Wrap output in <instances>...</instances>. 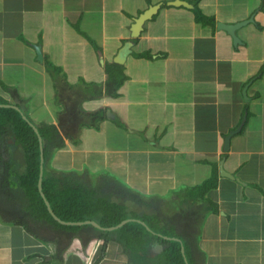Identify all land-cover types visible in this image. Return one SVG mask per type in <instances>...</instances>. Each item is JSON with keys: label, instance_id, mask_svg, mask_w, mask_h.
<instances>
[{"label": "crops", "instance_id": "1", "mask_svg": "<svg viewBox=\"0 0 264 264\" xmlns=\"http://www.w3.org/2000/svg\"><path fill=\"white\" fill-rule=\"evenodd\" d=\"M158 4L133 36L135 19ZM218 22L243 23L240 42ZM109 68L125 75L114 92ZM0 94L58 129L50 171L164 219L198 264H264V0H0ZM93 170L109 179L93 185ZM77 238L68 252L0 217V264H95L97 254L96 264H165L148 252L132 261L115 240L103 249V239Z\"/></svg>", "mask_w": 264, "mask_h": 264}, {"label": "trees", "instance_id": "2", "mask_svg": "<svg viewBox=\"0 0 264 264\" xmlns=\"http://www.w3.org/2000/svg\"><path fill=\"white\" fill-rule=\"evenodd\" d=\"M196 11L200 10L197 8ZM204 20L208 21V18L202 13V22ZM140 56L151 57V52H142ZM46 63L49 67L57 68L51 62ZM109 69L105 87L108 92H114L123 83L125 75L119 72L121 68ZM1 86L3 90L10 89L4 83ZM6 105L10 103L0 94V217L4 222L21 225L38 239L55 241L60 246L62 241L64 245L71 241L74 235H81L85 243L94 237L103 239V249L106 242L115 240L122 244L124 252L132 261L140 260L148 252L151 258L153 255L165 264H186L181 251L183 245L189 264H198L186 234L181 235L178 230L168 228L164 219L154 214L141 215L135 210L130 211L120 202L111 203L100 197L96 198V190L73 183L70 177H63L59 171H50L47 160L52 153L50 147L59 139L58 129L54 125L35 123L24 112L26 118H23L17 108ZM31 123L36 126L43 141L42 191L45 198L38 189L41 144ZM214 175L210 180L214 181L207 182L205 189L216 185V170ZM45 199L57 219L50 214ZM126 218L136 219L115 227ZM88 219H94L101 226L114 228L99 229L88 223H62L84 222ZM51 231L59 234L54 235ZM174 237L181 238L182 245ZM150 238H156L161 243L162 253L158 254L153 250V244L147 245ZM96 256L95 264L101 260V254Z\"/></svg>", "mask_w": 264, "mask_h": 264}, {"label": "water", "instance_id": "3", "mask_svg": "<svg viewBox=\"0 0 264 264\" xmlns=\"http://www.w3.org/2000/svg\"><path fill=\"white\" fill-rule=\"evenodd\" d=\"M181 1V0H179ZM173 5H177L178 2L177 1H173L172 2ZM183 5H186L184 2H182ZM160 6V4H158L157 6H151L148 10H146L145 12L141 13L139 17H137L134 21V26L132 27V35L133 36H137L138 33L140 32L141 28H142V25L143 23L145 22V20H148L152 17V15L155 13L156 11V8H158ZM241 24L243 23H235V24H226L224 22H218L217 23V27L219 29H224L226 30L228 33H230L232 35V37L234 38V41H235V44L240 42L239 38L236 36L235 34V29L240 26ZM36 50H37V54H38V59L39 60H42V52H41V48L39 45H36ZM246 88L247 86L244 88V94L246 96ZM1 106H4V105H1ZM6 106H11V105H6ZM13 108H17L16 106H13ZM18 109V108H17ZM19 110V109H18ZM20 111V110H19ZM21 112V111H20ZM23 118H26V116L21 112ZM244 124V121L241 122V124L239 125V127L236 129V130H233L231 131L226 137H225V142H224V146H223V151L224 153L225 152H228L229 150V146H230V138L237 132H239L242 128V125ZM31 126L33 128V130L36 132V134L38 135L39 137V141H40V175H39V179H38V189L40 191V194L43 198H45L44 196V192L42 191V179H43V170H44V156H43V149H42V139H41V136L38 132V129L36 128V126L34 124L31 123ZM220 175L221 176H226V177H229L231 179H235V176L229 172H227L223 165H220ZM45 201V204L47 206V209L49 210L50 214L55 218L57 219V217L55 216L52 208L50 207V204L48 202V200H44ZM131 220H135V219H126V220H122L117 226L115 227H119V226H122L123 224H125L126 222L128 221H131ZM63 224H90L92 223L96 228L98 227L99 229H104L103 227H100L101 225L99 223H97L96 221L94 220H88V221H84V222H63ZM114 227H111V228H108L109 230L113 229ZM174 239L178 240L180 242V244L182 245V242L180 239L178 238H175ZM181 251H182V254L184 255L185 257V260H186V264H189V261L186 259V254H185V251H184V246L182 245L181 246Z\"/></svg>", "mask_w": 264, "mask_h": 264}, {"label": "rangeland", "instance_id": "4", "mask_svg": "<svg viewBox=\"0 0 264 264\" xmlns=\"http://www.w3.org/2000/svg\"><path fill=\"white\" fill-rule=\"evenodd\" d=\"M3 44H5V43H3ZM17 79H20V75L19 74H17ZM25 79V78H24ZM87 179L90 181V183L91 182H93L94 184L93 185H99V184H102V183H105L106 182V180L107 179H109L108 178V175L107 174H104V173H101V172H96V171H94L93 170V174H91V175H89V176H87ZM117 185H118V183H116V187H117ZM199 187V189L198 190H200V186H198ZM202 190V189H201ZM199 193H201V191H199ZM128 205H131V202H129L128 204H127V206ZM88 220H90V219H88ZM88 220H85V221H88ZM91 225H93L92 223H90ZM94 226V225H93ZM100 227H103V228H111V226L110 227H104V226H100ZM98 228V227H97ZM54 235H56V234H59L58 232H54V231H51ZM96 238V237H95ZM63 240H65V238H63ZM72 241V240H71ZM81 240L80 239H76V241H72V242H68L67 243V247H68V252L70 251V250H73V251H75L76 249H78V245H79V242H80ZM55 245H56V243H55ZM64 245V241H62V246ZM99 247H102V243H100V246ZM100 250L101 249H98V251L100 252ZM199 260V263L200 264H202V258H199L198 259ZM216 264H219L220 262H218V260L216 259Z\"/></svg>", "mask_w": 264, "mask_h": 264}, {"label": "flooded vegetation", "instance_id": "5", "mask_svg": "<svg viewBox=\"0 0 264 264\" xmlns=\"http://www.w3.org/2000/svg\"><path fill=\"white\" fill-rule=\"evenodd\" d=\"M156 251L161 250L160 247H157L156 244H153Z\"/></svg>", "mask_w": 264, "mask_h": 264}]
</instances>
